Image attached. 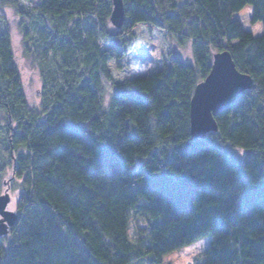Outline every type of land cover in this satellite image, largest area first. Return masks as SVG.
<instances>
[{
    "label": "trees",
    "instance_id": "trees-1",
    "mask_svg": "<svg viewBox=\"0 0 264 264\" xmlns=\"http://www.w3.org/2000/svg\"><path fill=\"white\" fill-rule=\"evenodd\" d=\"M38 0L22 11V55L41 83L29 108L0 33V173L20 181L0 264H161L209 237L196 264H264V0ZM251 8L252 35L234 17ZM114 29H109V26ZM153 36L163 66L130 77ZM190 45L192 60L174 55ZM226 49L252 79L192 138L189 103ZM104 81L118 93L103 97ZM221 145L245 152L238 160ZM130 218L144 227H134Z\"/></svg>",
    "mask_w": 264,
    "mask_h": 264
},
{
    "label": "rangeland",
    "instance_id": "rangeland-1",
    "mask_svg": "<svg viewBox=\"0 0 264 264\" xmlns=\"http://www.w3.org/2000/svg\"><path fill=\"white\" fill-rule=\"evenodd\" d=\"M38 0H0V33L7 32L10 37L12 50L15 56V62L19 71L20 78L23 83V89L26 102L29 108L37 109L40 102L41 83L36 69L25 60L22 55V36L19 29V22L22 17V11ZM234 17L240 22L242 28L249 31L252 35L261 33V26L258 23H251V8L243 7ZM109 29H114L111 25ZM173 51L176 57L183 62L188 63L192 60L190 45L186 43L182 47L173 44ZM163 60L160 54V42L156 36H153L149 52L143 62L135 67H126L125 71L130 77H140L152 73L163 66ZM103 97L107 100L110 95L118 93V89L111 87L108 82L103 83ZM220 148L229 155L238 160L244 158L245 152L231 148L228 145H221ZM20 181L12 175V170L7 167L0 173V195L7 193L9 201L6 210L9 207L14 208L12 211L17 214L16 203L20 192ZM10 211V210H9ZM134 227L142 228L144 223L139 219L130 218L128 233L133 237ZM10 233L5 234V240L9 241ZM210 238L203 237L195 242L180 248L177 251L168 253L162 257L161 264H196L202 261V253L208 246Z\"/></svg>",
    "mask_w": 264,
    "mask_h": 264
},
{
    "label": "water",
    "instance_id": "water-1",
    "mask_svg": "<svg viewBox=\"0 0 264 264\" xmlns=\"http://www.w3.org/2000/svg\"><path fill=\"white\" fill-rule=\"evenodd\" d=\"M111 12L109 21L115 28L123 23L122 0H110ZM252 88L251 77L240 72L233 62L230 53L223 49L213 53L210 70L205 78L198 82L193 90L189 103V130L192 138L204 139L208 133L217 130L214 114L233 105L237 96ZM9 196L0 195V236L7 234L17 220V215L6 210Z\"/></svg>",
    "mask_w": 264,
    "mask_h": 264
},
{
    "label": "snow or ice",
    "instance_id": "snow-or-ice-1",
    "mask_svg": "<svg viewBox=\"0 0 264 264\" xmlns=\"http://www.w3.org/2000/svg\"><path fill=\"white\" fill-rule=\"evenodd\" d=\"M8 210H10V211H14L15 209L14 208H11V207H9V209ZM4 219V217H2V216H0V220H3Z\"/></svg>",
    "mask_w": 264,
    "mask_h": 264
}]
</instances>
